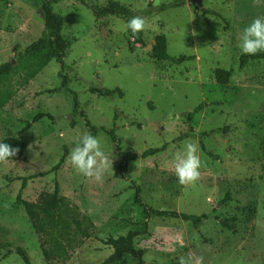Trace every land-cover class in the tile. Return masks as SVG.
<instances>
[{
	"label": "rangeland",
	"instance_id": "374dc122",
	"mask_svg": "<svg viewBox=\"0 0 264 264\" xmlns=\"http://www.w3.org/2000/svg\"><path fill=\"white\" fill-rule=\"evenodd\" d=\"M108 1L57 0L52 6L62 17L68 48L61 62L51 58L27 79L19 53L44 29L41 0H0V64L12 66L0 81V140L18 136L27 145L20 159L0 163V264H24L17 246L31 264H98L110 253L99 239L130 228L139 232L133 247L146 263L178 264L194 252L203 264H264V58L241 66L238 47L243 29L264 16V0H202L203 9L188 0H113L132 17L145 18L144 44L123 17L101 18L86 6ZM157 34L165 36L169 56L194 57L178 63L153 58L148 45ZM42 61V55L32 57V67ZM215 68L230 71L228 83L215 80ZM116 88L121 95L99 93ZM37 113L50 116L23 130ZM110 130L122 152L137 155L124 168ZM86 132L113 160L102 182L85 178L68 160ZM185 142L198 144L202 162L199 180L187 186L171 164ZM55 185L91 219L95 236L69 259L48 263L16 195L36 201ZM135 187L148 207L205 218L194 225L147 215L132 200ZM112 264L139 261L125 254Z\"/></svg>",
	"mask_w": 264,
	"mask_h": 264
},
{
	"label": "trees",
	"instance_id": "16d2710c",
	"mask_svg": "<svg viewBox=\"0 0 264 264\" xmlns=\"http://www.w3.org/2000/svg\"><path fill=\"white\" fill-rule=\"evenodd\" d=\"M57 0H41L40 10L43 14L44 19V29L41 35L27 45L24 48L23 53H19L21 61L26 59L22 66L26 67V78H32L35 74L41 70L51 58L57 61H62L65 52L68 48L67 38L62 32L63 20L59 13L53 10V4ZM181 2H175L174 5H178ZM173 5V4H172ZM92 13L98 17H104L107 15H116L123 17L126 22L132 18V11L125 5L119 3L118 1L109 0L103 6L86 5ZM196 8H198L196 6ZM209 12V10H204L203 13ZM137 40L138 43L144 44L142 39V34H131ZM37 55L43 56V61L37 63L36 67H32L31 58ZM150 55L157 60H169L172 63H178L186 59H191L194 56L190 55H180L178 57H171L166 51V39L163 34H157L154 37V44ZM248 58L259 59L264 58V52H260L256 55H246L241 56V66L246 62ZM11 62L7 61L0 64V81L11 71ZM230 71L223 68L214 69V78L220 84H226L229 81ZM264 85V79H263ZM121 95V91L116 89H104L99 90L102 95H112L114 93ZM4 99H1L0 106L4 103ZM202 104H199L195 110H201ZM46 113H37L33 116L31 121H27L23 130H27L31 124L43 116ZM50 116V115H48ZM87 126L89 123L85 122ZM94 131V129H92ZM111 135L116 148L120 150L118 145V139L113 131H108ZM0 142L8 143L14 148H19L18 154L10 158L9 160L20 159L25 150L26 142L23 138L18 136H5ZM165 145L157 148H149L142 152V156L146 157L148 155L155 154L163 150ZM202 149L212 155L205 146L201 145ZM122 161L119 163V168H124L127 160H132L136 158V154L122 152ZM63 157H61L58 163L53 166L52 170L57 168V166L62 162ZM25 185V181L22 183V187ZM132 200L134 203L142 206V209L147 215L162 216V217H172L181 218L183 220H190L194 225H197L205 215H193L187 213L177 212L176 210L167 209H155L148 207L141 201L140 190L135 187ZM16 202L20 203L25 213L30 221L34 232L37 234L39 239L40 248L42 255L46 262H63L69 259L73 252L82 244V241L87 238L95 236V229L91 219L81 213L77 206L73 205L69 199L60 194L57 185L52 192L41 191L36 199V201H29L21 198L20 192L16 195ZM139 234L135 229H128L125 233L118 236L108 235L105 238H100V242L110 249V253L98 264H112L122 259L123 255L130 254L138 259L139 264H151L146 263L143 259V251L141 249H135L133 247V240ZM15 253L20 256L24 264H31L27 252L20 246L15 248Z\"/></svg>",
	"mask_w": 264,
	"mask_h": 264
},
{
	"label": "clouds",
	"instance_id": "9594fccd",
	"mask_svg": "<svg viewBox=\"0 0 264 264\" xmlns=\"http://www.w3.org/2000/svg\"><path fill=\"white\" fill-rule=\"evenodd\" d=\"M146 20L142 16H133L126 28L135 35L145 30ZM195 34V33H194ZM238 47L246 55L264 52V16L254 17L238 36ZM19 148L0 142V163L15 157ZM68 160L71 166L87 179L102 182L105 173L113 169V160L105 153L100 139L90 132L83 133L75 140L69 150ZM172 169L181 185L195 184L200 178L202 162L198 155V144L185 142L181 150L174 153ZM203 255L190 252L180 256L178 264H203Z\"/></svg>",
	"mask_w": 264,
	"mask_h": 264
},
{
	"label": "water",
	"instance_id": "95a60500",
	"mask_svg": "<svg viewBox=\"0 0 264 264\" xmlns=\"http://www.w3.org/2000/svg\"><path fill=\"white\" fill-rule=\"evenodd\" d=\"M190 5H195L203 9L202 7V0H188ZM152 45H148V50L151 51Z\"/></svg>",
	"mask_w": 264,
	"mask_h": 264
}]
</instances>
